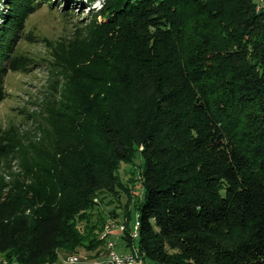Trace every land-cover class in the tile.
<instances>
[{
    "label": "trees",
    "instance_id": "obj_1",
    "mask_svg": "<svg viewBox=\"0 0 264 264\" xmlns=\"http://www.w3.org/2000/svg\"><path fill=\"white\" fill-rule=\"evenodd\" d=\"M256 1L100 0L90 12L95 35L77 62L68 59L65 82L77 89L48 110L59 138L29 147L22 175L0 185V255L55 264L60 249L100 246L87 214L121 189L117 170L137 154L142 192L135 239L124 213L126 248L149 264H264ZM43 3L0 0V101L6 72L29 70L15 48Z\"/></svg>",
    "mask_w": 264,
    "mask_h": 264
},
{
    "label": "rangeland",
    "instance_id": "obj_2",
    "mask_svg": "<svg viewBox=\"0 0 264 264\" xmlns=\"http://www.w3.org/2000/svg\"><path fill=\"white\" fill-rule=\"evenodd\" d=\"M66 2L67 0H50V5L41 4L26 16L19 32L22 36L29 35V39L19 38L15 53L22 57L21 60H25V67H29V70L8 71L3 78L5 95L0 101V147H5L7 141H12L14 149L10 154L0 155V185L22 175V158L29 147L54 143L59 138V131L47 115L48 110L59 101V94L72 90L70 83L65 82L69 69L68 59L72 57V61L77 62L87 49L86 40L95 35L96 29L90 12L94 7H99L100 0ZM69 8H72V15L64 14ZM255 9L264 11V0H257ZM76 89L74 85L72 91ZM17 146L20 149L16 150ZM139 170L140 158L137 154L132 162L120 164L117 175L123 186L117 189L114 196L107 193L101 195L97 199V206L88 212V222L98 225L100 231L97 237L102 240V244L90 246V250L60 249L55 264H62L70 255L79 258L86 256L88 260L96 256L100 259L106 252L108 242L112 243L116 252H125L131 248L124 246L118 227H124V213L128 212L130 220L127 227L130 232L134 229L136 215L133 205L141 199L142 192ZM127 192L130 196H127ZM0 264L16 263L13 258L0 255Z\"/></svg>",
    "mask_w": 264,
    "mask_h": 264
},
{
    "label": "built area",
    "instance_id": "obj_3",
    "mask_svg": "<svg viewBox=\"0 0 264 264\" xmlns=\"http://www.w3.org/2000/svg\"><path fill=\"white\" fill-rule=\"evenodd\" d=\"M118 229L120 230L121 233H123L122 225H120ZM135 237H136V221L134 223V229L131 238L135 239ZM104 255H107V264H143L142 254L140 252H138L136 258H129L128 251L116 252L111 242H108L107 251L105 252ZM69 260H73V259H68L66 261L69 263Z\"/></svg>",
    "mask_w": 264,
    "mask_h": 264
},
{
    "label": "bare ground",
    "instance_id": "obj_4",
    "mask_svg": "<svg viewBox=\"0 0 264 264\" xmlns=\"http://www.w3.org/2000/svg\"><path fill=\"white\" fill-rule=\"evenodd\" d=\"M136 227H137V225H136ZM132 234H133V230L130 232L131 236H132ZM102 237H104V236H102ZM106 242H108V241H106ZM107 246H108V243L106 244V251H107ZM137 254H138L137 248L134 245H131L130 250H128V257L129 258H136ZM96 257L88 260V259H86V256L83 258H79L76 255H70L63 260L62 264H107V255H103V257H101L100 259L96 258ZM68 259H73V260H69V263H68L66 261ZM142 262H143V264H146L143 255H142Z\"/></svg>",
    "mask_w": 264,
    "mask_h": 264
}]
</instances>
